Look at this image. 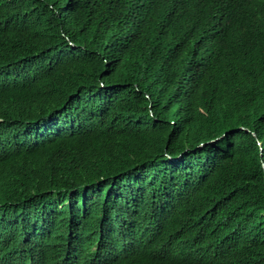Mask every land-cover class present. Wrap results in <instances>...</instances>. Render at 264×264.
Returning a JSON list of instances; mask_svg holds the SVG:
<instances>
[{"label": "trees", "instance_id": "16d2710c", "mask_svg": "<svg viewBox=\"0 0 264 264\" xmlns=\"http://www.w3.org/2000/svg\"><path fill=\"white\" fill-rule=\"evenodd\" d=\"M0 264H264V0H0Z\"/></svg>", "mask_w": 264, "mask_h": 264}, {"label": "clouds", "instance_id": "9594fccd", "mask_svg": "<svg viewBox=\"0 0 264 264\" xmlns=\"http://www.w3.org/2000/svg\"><path fill=\"white\" fill-rule=\"evenodd\" d=\"M20 254V253H19ZM19 254H16V257H18L19 256ZM3 263H5V262H3ZM8 263H10V262H8Z\"/></svg>", "mask_w": 264, "mask_h": 264}]
</instances>
